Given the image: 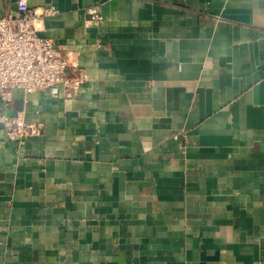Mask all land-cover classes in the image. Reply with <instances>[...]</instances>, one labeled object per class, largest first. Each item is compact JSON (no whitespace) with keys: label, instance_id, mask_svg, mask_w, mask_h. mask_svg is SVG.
<instances>
[{"label":"crops","instance_id":"crops-1","mask_svg":"<svg viewBox=\"0 0 264 264\" xmlns=\"http://www.w3.org/2000/svg\"><path fill=\"white\" fill-rule=\"evenodd\" d=\"M27 4L86 80L0 101V264H264V0Z\"/></svg>","mask_w":264,"mask_h":264},{"label":"built area","instance_id":"built-area-1","mask_svg":"<svg viewBox=\"0 0 264 264\" xmlns=\"http://www.w3.org/2000/svg\"><path fill=\"white\" fill-rule=\"evenodd\" d=\"M16 7L0 17V101L5 109L12 91L25 93L48 90L54 96L72 97L86 80L83 69H71L52 38L37 33L35 21L52 9L32 10L27 0H16ZM6 136L19 143L38 136L43 122L24 118L18 111L11 116L0 113Z\"/></svg>","mask_w":264,"mask_h":264}]
</instances>
